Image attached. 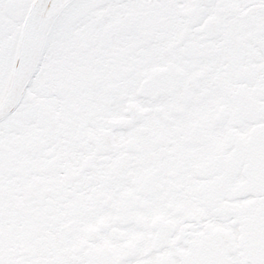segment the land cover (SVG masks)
Segmentation results:
<instances>
[{
    "label": "snow or ice",
    "instance_id": "obj_1",
    "mask_svg": "<svg viewBox=\"0 0 264 264\" xmlns=\"http://www.w3.org/2000/svg\"><path fill=\"white\" fill-rule=\"evenodd\" d=\"M0 264H264V0H0Z\"/></svg>",
    "mask_w": 264,
    "mask_h": 264
}]
</instances>
